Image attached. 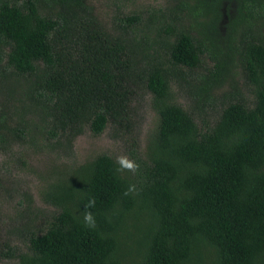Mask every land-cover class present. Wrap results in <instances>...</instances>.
Masks as SVG:
<instances>
[{"label":"trees","instance_id":"1","mask_svg":"<svg viewBox=\"0 0 264 264\" xmlns=\"http://www.w3.org/2000/svg\"><path fill=\"white\" fill-rule=\"evenodd\" d=\"M221 2L168 0L110 32L87 0H0V150L62 156L127 122L140 86L158 116L143 165L100 153L59 171L58 212L19 264H264V0H236L224 36ZM182 80L192 106L221 101L212 124L175 100Z\"/></svg>","mask_w":264,"mask_h":264},{"label":"rangeland","instance_id":"2","mask_svg":"<svg viewBox=\"0 0 264 264\" xmlns=\"http://www.w3.org/2000/svg\"><path fill=\"white\" fill-rule=\"evenodd\" d=\"M87 3L110 32H117L125 23L126 15L134 10L147 15L154 8L157 13H162L160 7L165 8L168 0H87ZM236 7V0H222L220 4L219 30L222 36L226 33L229 14L235 13ZM206 63L212 64L209 58ZM199 70H193V73ZM234 72L238 87L252 98L238 65ZM190 73L188 70L187 76ZM225 88H229V82ZM173 89L178 103L187 109L191 107L198 115L201 112L207 123L215 121L217 112L214 107L220 105V100L201 101L192 106L195 96L191 94V86L182 80ZM134 92L127 122L120 125L110 123L100 135L85 130L62 156L57 152L19 145H14L11 151L0 150V264H19V255L31 252L30 235L44 232L58 212V208L46 199L45 191L49 183L59 176L60 170L80 165L100 153H108L117 159L125 156L135 165L136 161L143 165L141 158H144L148 140L157 126L158 116L146 87H136Z\"/></svg>","mask_w":264,"mask_h":264},{"label":"clouds","instance_id":"3","mask_svg":"<svg viewBox=\"0 0 264 264\" xmlns=\"http://www.w3.org/2000/svg\"><path fill=\"white\" fill-rule=\"evenodd\" d=\"M118 163L120 165V169H134L136 167V165L132 161H130L127 157H125V156L118 157ZM120 169H118V171ZM133 190H134V186L130 185L127 191L131 192ZM92 203H93V201L90 200L88 202V205L85 206V208L87 209L88 207H90L92 205ZM83 222L89 228H94L95 227L96 221H95V218H94L92 212L87 211V210L84 211Z\"/></svg>","mask_w":264,"mask_h":264}]
</instances>
